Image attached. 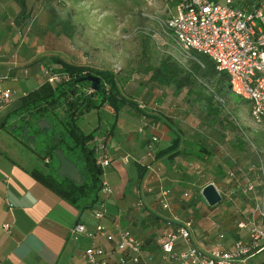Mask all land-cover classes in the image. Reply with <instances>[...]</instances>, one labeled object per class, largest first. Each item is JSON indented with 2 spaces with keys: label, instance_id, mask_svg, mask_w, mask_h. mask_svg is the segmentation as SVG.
I'll list each match as a JSON object with an SVG mask.
<instances>
[{
  "label": "crops",
  "instance_id": "obj_1",
  "mask_svg": "<svg viewBox=\"0 0 264 264\" xmlns=\"http://www.w3.org/2000/svg\"><path fill=\"white\" fill-rule=\"evenodd\" d=\"M6 17L0 0V88L13 93L12 100L0 108V264H84V251L90 245L103 247L108 264H118L119 252L104 237L82 234L73 239L69 236L70 227L77 222L83 223L88 232L93 230L92 212L98 208L105 211L102 222L109 232L114 233L118 225L130 230L141 242L139 264H177L162 250V244L166 241V233L187 221L191 222L189 241L175 240L174 253L184 252L189 245L204 253L214 249L231 250L237 239H248L247 229L237 227L239 221L253 219L264 225V217L250 213L252 198L257 194L264 196L263 155L247 153L243 169L235 167L226 174L216 169L218 185L221 189H229V196L221 193L212 180L200 184L198 169L207 151L199 135L181 129L184 125L187 127V123L183 122L179 111L181 132L178 136L159 122H153L155 126H150L147 134L139 135V123L133 109L127 106L117 116L111 107L103 106L79 120V126L86 133L97 128L93 143L102 141L105 144L109 160L108 165L102 167L101 204L93 209L81 210L37 181L30 170L34 167L46 170L47 167L14 132L21 117L19 99L45 79L39 65L29 64L24 56L9 57L6 39L2 38L7 31V25L2 26ZM153 136L158 138L155 145L147 142ZM176 138L178 155L172 160H156L154 151L168 146ZM221 160L236 166L235 157ZM138 163L147 165L141 177ZM154 166L159 172L151 171ZM227 175L230 183H224ZM208 183L216 185L222 196L214 206H209L201 196ZM250 187L249 195L244 197L242 191ZM160 188L170 191L168 209L158 200ZM5 223L10 224V233L3 228ZM238 264H264V241L262 249Z\"/></svg>",
  "mask_w": 264,
  "mask_h": 264
},
{
  "label": "rangeland",
  "instance_id": "obj_2",
  "mask_svg": "<svg viewBox=\"0 0 264 264\" xmlns=\"http://www.w3.org/2000/svg\"><path fill=\"white\" fill-rule=\"evenodd\" d=\"M1 2L7 12V17L2 21L3 27L7 25V31L2 38L6 39L9 57L15 59L24 56L29 64L39 65L44 79L47 77L45 71L51 73L50 68L58 65L50 64L47 60L45 63L33 62V59L59 54L76 65L110 69L130 76L123 92L136 99L147 112L169 116L177 126L180 117L178 111L182 113L181 119L192 130L188 131L186 125L181 129L199 135L202 147L207 151L203 153L205 161L198 169L200 184L212 180L219 187L216 169L225 174L235 167L241 166L243 169L247 153H261L264 157V120L256 122L252 119L248 101L231 93L218 96L215 105L220 107V114L215 121L206 115L205 102L196 103L193 98L186 99L185 89L179 95H174L172 86L147 82V75L141 72L146 64L156 65L165 55H171L189 66L192 55H196L184 53L165 27L166 19L176 11L174 3L169 0H26L29 18L21 26L15 20L19 9L17 0ZM50 7L73 24L71 37L57 35V26L49 28ZM204 83L208 89H212V82ZM132 112L139 123L138 128L143 127V123L153 124L139 110ZM145 128L143 131L138 129L137 133L145 135ZM239 140L245 143L244 151L236 148ZM232 157H235L234 167L221 160ZM220 162L222 164H216ZM224 183H230V178H226ZM219 189L221 193L230 195L229 189ZM248 191H242V195H249ZM262 195L257 194L250 201V213L253 212L255 216L258 213L255 210L257 200L264 210Z\"/></svg>",
  "mask_w": 264,
  "mask_h": 264
},
{
  "label": "trees",
  "instance_id": "obj_3",
  "mask_svg": "<svg viewBox=\"0 0 264 264\" xmlns=\"http://www.w3.org/2000/svg\"><path fill=\"white\" fill-rule=\"evenodd\" d=\"M19 12L16 22L23 25L29 18V8L26 0H17ZM50 26L59 27L56 34L71 37L74 26L68 18H61L53 8H49ZM189 66L183 65L171 55H165L158 64H146L141 69L147 75V82L157 83L162 86H172L174 95H179L184 89L185 96L189 100L193 98L196 103L205 102L206 115L217 120L220 107L215 105L218 96L229 94L228 77L225 73H219L214 63L208 58L193 55ZM58 65L50 68L52 74L60 78L55 83L45 79L36 89L29 91L19 99L18 112L21 115L19 126L14 133L20 136L23 128L29 129L26 138L18 139L27 145L42 161L46 170L34 167L30 174L39 182L56 192L60 197L81 209H93L100 205L99 193L103 187L102 167L97 162L94 146L96 129L84 132L79 126V120L88 112L98 110L103 106L113 109L115 116L124 107L139 110L151 122H159L168 126L177 136L181 129L175 124L171 117L164 114L150 113L141 108L140 103L133 97L123 92V87L129 81L130 76L116 73L110 69H96L93 67L76 65L67 61L59 54H51L47 57L41 56L36 61ZM49 69V68H48ZM93 74L100 78L101 91L90 88L89 81H77L78 78ZM204 82H212V89H208ZM220 104V102H218ZM45 119L50 126L40 128L37 122ZM145 134L154 123H143ZM142 127V131H143ZM34 135V147L29 144V136ZM155 137V136H153ZM148 138V143H157L158 138ZM239 150L244 149V141L237 143ZM178 138L174 139L168 146L158 148L154 151L156 160H172L179 151L177 149ZM62 149L64 155L75 163L81 175L78 183L71 178L58 172L59 162L55 157V151ZM204 152V151H203ZM211 155L210 153H208ZM49 158L46 163L45 159ZM147 165L137 164L139 177H141ZM159 172L157 166L151 169ZM186 196V195H185ZM99 202V203H98ZM263 248V246H262Z\"/></svg>",
  "mask_w": 264,
  "mask_h": 264
},
{
  "label": "built area",
  "instance_id": "obj_4",
  "mask_svg": "<svg viewBox=\"0 0 264 264\" xmlns=\"http://www.w3.org/2000/svg\"><path fill=\"white\" fill-rule=\"evenodd\" d=\"M176 11L165 21V27L174 42L188 56L192 52L211 60L219 73L228 77V89L231 94L248 101L250 115L256 122L264 120V0H169ZM193 56V55H192ZM50 83L59 80L56 74L48 73ZM10 89L0 88V108L12 100ZM142 131V127L139 128ZM155 140V137H153ZM97 162L101 167L108 165L105 144L94 143ZM49 158L45 159L48 163ZM251 187L249 188V190ZM169 189L160 188L158 200L163 208L168 209ZM186 195V194H184ZM264 198V196H262ZM263 203V202H262ZM255 209L264 216L261 203L257 200ZM95 227L87 231L83 223L77 222L70 227L69 236L77 239L86 234L104 237L119 252L118 264H139L142 244L135 239L130 230L118 225L115 232H109L102 222L105 211L93 209ZM191 222L187 221L166 233L162 250L177 264H238L262 249L264 226L255 220H241L238 228H245L248 239H237L231 250L214 249L204 253L189 245L181 253L173 252V243L178 238L189 241ZM11 232L9 223L3 224ZM84 264H108L103 247L90 245L84 251Z\"/></svg>",
  "mask_w": 264,
  "mask_h": 264
},
{
  "label": "water",
  "instance_id": "obj_5",
  "mask_svg": "<svg viewBox=\"0 0 264 264\" xmlns=\"http://www.w3.org/2000/svg\"><path fill=\"white\" fill-rule=\"evenodd\" d=\"M77 81H89L90 82V88L94 91H101V81L100 78L93 74H87L77 79ZM37 125L42 129L44 127H49L50 124L45 120L41 119L37 122ZM29 129L27 127L23 128V132L21 134V138L24 140L27 136ZM34 139L35 136L31 135L29 136V144L31 147H34ZM55 157L57 158L59 162L58 166V172L61 175L67 176L71 178L72 180L80 183L81 182V175L79 173V170L74 162L69 160L63 153L62 149H57L55 151ZM201 194L203 198L205 199L206 203L209 206H214L217 203H219L222 199V196L218 189L215 187L213 183H208L205 185L201 191Z\"/></svg>",
  "mask_w": 264,
  "mask_h": 264
}]
</instances>
